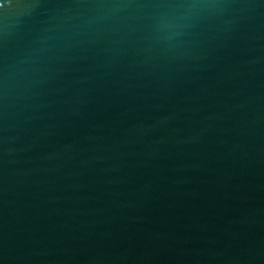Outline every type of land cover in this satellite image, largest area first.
<instances>
[{
    "label": "water",
    "instance_id": "95a60500",
    "mask_svg": "<svg viewBox=\"0 0 264 264\" xmlns=\"http://www.w3.org/2000/svg\"><path fill=\"white\" fill-rule=\"evenodd\" d=\"M0 264H264V0H0Z\"/></svg>",
    "mask_w": 264,
    "mask_h": 264
}]
</instances>
